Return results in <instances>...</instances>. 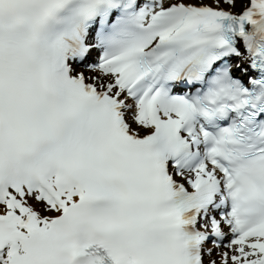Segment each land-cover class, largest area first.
<instances>
[{
	"label": "snow or ice",
	"instance_id": "obj_1",
	"mask_svg": "<svg viewBox=\"0 0 264 264\" xmlns=\"http://www.w3.org/2000/svg\"><path fill=\"white\" fill-rule=\"evenodd\" d=\"M0 264H264V0H0Z\"/></svg>",
	"mask_w": 264,
	"mask_h": 264
}]
</instances>
